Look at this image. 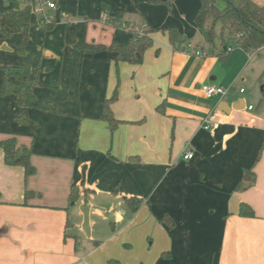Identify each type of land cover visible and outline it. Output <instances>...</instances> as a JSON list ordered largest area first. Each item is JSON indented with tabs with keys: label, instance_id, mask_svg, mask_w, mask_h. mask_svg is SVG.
Listing matches in <instances>:
<instances>
[{
	"label": "crops",
	"instance_id": "1",
	"mask_svg": "<svg viewBox=\"0 0 264 264\" xmlns=\"http://www.w3.org/2000/svg\"><path fill=\"white\" fill-rule=\"evenodd\" d=\"M50 1L56 24L47 30L33 14L25 45L20 34L3 35L1 17L13 4L0 0V142L31 147L36 169L27 177L0 148V264H264V149L257 161L264 101L250 110L230 94L258 73L246 74L249 54L231 49L220 57L193 41L199 0L187 12L179 8L186 16L172 26L180 30L176 44L166 34L141 65L117 64L110 51L84 55V44L127 43L130 30L118 27L147 31L165 11L153 4L164 0ZM99 21L108 40L98 39ZM189 44L206 56L184 54ZM25 64L40 66L33 92L60 113L31 109L23 125L21 108L1 91L4 69ZM120 74L112 109L125 123L112 134L100 117ZM203 84L227 94L206 99ZM221 102L229 108L219 109ZM190 151L194 158L185 160ZM127 197L142 200L139 210ZM244 204L254 217L241 215Z\"/></svg>",
	"mask_w": 264,
	"mask_h": 264
},
{
	"label": "trees",
	"instance_id": "2",
	"mask_svg": "<svg viewBox=\"0 0 264 264\" xmlns=\"http://www.w3.org/2000/svg\"><path fill=\"white\" fill-rule=\"evenodd\" d=\"M220 0H200L199 9L195 15V23L199 30L206 35V41L214 44L215 32L217 26H221V34L223 36V50L220 57H223L229 49L240 48L250 54L260 51L264 48V5L255 0H222L226 6L220 8L218 6ZM13 4L12 7L6 8L1 17V30L6 38H10L15 34L22 35L23 44L28 43L29 32L31 27V19L38 5V0H9ZM42 24H45L47 30L54 27V22L46 23L42 18ZM134 27H126L130 30L132 37L127 43H120L113 40L110 46L96 43H85L83 54H96L104 51H110L114 54L113 61L117 64L124 62L131 65H141L144 62L146 51L152 47L154 43V30L148 29L145 32L134 31ZM167 34L171 45L176 44L180 33L177 28H168L163 30ZM228 35V40L224 39V34ZM227 50V51H226ZM5 86L1 91L2 95L13 96L15 104L21 108V112L17 117L20 124L29 122V110L39 109L51 113H60L56 106L39 100L34 92L33 87L37 84L41 68L39 65H22L6 67ZM119 98V88L114 90L110 98H106L103 104V114L100 117L109 125V129L113 134L123 121L115 118L113 113V105ZM159 112H163L162 106L158 107ZM140 122V121H139ZM0 148L5 154V162L10 166H19L24 168L26 176L30 177L35 174L36 169L31 164L33 151L31 147L20 145L16 138H10L0 142ZM264 144L260 149L257 161L263 152ZM83 174H85L83 172ZM85 178V175H84ZM84 184V182H82ZM116 192V191H115ZM79 196V187L72 186L70 198L76 201ZM128 205L132 211L139 210L141 199L137 197H127ZM241 215L246 217H254V211L249 205H242ZM163 221L169 226H174L175 222L167 214L163 217ZM109 264H121L118 260H111Z\"/></svg>",
	"mask_w": 264,
	"mask_h": 264
},
{
	"label": "rangeland",
	"instance_id": "3",
	"mask_svg": "<svg viewBox=\"0 0 264 264\" xmlns=\"http://www.w3.org/2000/svg\"><path fill=\"white\" fill-rule=\"evenodd\" d=\"M175 1L176 0H174V2H173V0H164L163 2H159V3L156 2L155 4H153V6L155 5L157 7L164 8L165 11L164 10H163L164 12L162 10L157 11V13L152 17V18H156L154 20L156 25H153L152 23L147 22V24H149V25H147L148 28L154 30V35H153L154 43L152 46H155V45L158 46L161 41H164V39L167 40L166 34L163 33L164 29H167V27H172V26L179 28L178 24L182 25L181 19L183 18V16H186V13L181 14L179 12V8H181L182 10L187 12V11L193 9L196 1L198 2L199 0H179L177 4H175ZM255 1L260 3L262 0H255ZM262 2L264 3V0ZM218 6L220 8H224L226 6V4L224 1L220 0V1H218ZM6 8H9V6ZM48 9L49 8L47 7V10ZM53 13H55V12L50 11V10H48L47 13L45 12V15L50 20V23L54 22L53 21V15H54ZM34 14L36 15V13H34ZM39 16L42 19L43 15L40 14ZM33 18H34V20L37 19L36 16H33ZM171 21H173V23L170 24ZM138 23H137L138 24L137 26L143 25L142 20H139ZM141 23H142V25H141ZM166 23H167V25H165ZM55 24H56V22H54V25ZM95 25L97 28L96 32L99 34L98 39L101 41L108 40L109 34L107 32H104V30L102 29V26H101L102 24L100 23V21H99V23H95ZM162 26H165V27H162ZM190 27H191V25L188 24L187 29H188V31L191 32L192 28H190ZM118 29H120V31L123 33L128 32L126 30V28H122V26H119ZM178 31H180V30L178 29ZM141 32L143 33V31H140V33ZM191 36H192V39L194 42H197V41L201 42V45L204 48V50H207V51L217 50L220 52L223 50V46H222L223 36L221 34L220 24L216 28L213 45H210L206 41V35L204 33H202L196 27H195V31L192 32ZM224 39L228 40V35L226 33L224 34ZM235 50L236 51H242L240 48H237V47L235 48ZM250 62H251V64H250L249 69L247 71L245 70L246 74H247V72H250L251 69L258 72V73L254 74V76L252 78L248 77L246 82L240 84L239 87L236 86V87L232 88L230 90V94L233 95V97L235 98V102L242 100L246 103V106L252 105L253 107L257 108L258 103H260L261 101H264V49L261 50L260 52L256 51L253 54L252 58L249 60V63ZM249 63H248V65H249ZM251 73H252V71H251ZM120 78H121V81H120V85H118V88H119V93L121 94L122 89H123L121 74H120ZM117 80L119 82V79H117ZM241 88H243V92L240 91ZM203 96L206 99H208L205 95H203Z\"/></svg>",
	"mask_w": 264,
	"mask_h": 264
},
{
	"label": "built area",
	"instance_id": "4",
	"mask_svg": "<svg viewBox=\"0 0 264 264\" xmlns=\"http://www.w3.org/2000/svg\"><path fill=\"white\" fill-rule=\"evenodd\" d=\"M47 7L49 9H53L56 10L57 9V5L55 2H52L50 0H38V5L35 9V13L40 15L42 14L43 17L45 18V10L47 9ZM45 20L47 21L48 19L45 18ZM193 48H195L192 44L187 45L184 48V54L186 55H194L197 57L200 56H206V54H203L201 51L197 50L196 52L192 53ZM231 49H229L228 51H230ZM256 52V51H255ZM251 53L248 55V59L250 60L253 56V54L255 53ZM201 91L205 94V96L209 99H213L215 97H223L227 94V90L221 86H216V85H208V84H203L201 87ZM241 92H243V89L241 90ZM250 110L253 109V106H251L249 108ZM213 125V117L210 115L209 117H207V119H205V129H210ZM194 158V153L193 152H188L184 155V159L185 160H192Z\"/></svg>",
	"mask_w": 264,
	"mask_h": 264
},
{
	"label": "water",
	"instance_id": "5",
	"mask_svg": "<svg viewBox=\"0 0 264 264\" xmlns=\"http://www.w3.org/2000/svg\"><path fill=\"white\" fill-rule=\"evenodd\" d=\"M225 107H228L229 108V104L227 102H221L220 105H219V109H225Z\"/></svg>",
	"mask_w": 264,
	"mask_h": 264
}]
</instances>
